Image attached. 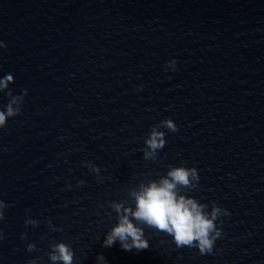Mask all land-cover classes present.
Returning <instances> with one entry per match:
<instances>
[{"label": "water", "instance_id": "obj_1", "mask_svg": "<svg viewBox=\"0 0 264 264\" xmlns=\"http://www.w3.org/2000/svg\"><path fill=\"white\" fill-rule=\"evenodd\" d=\"M0 41V109L21 98L0 129V264H51L60 240L75 264H264V0H0ZM166 118L178 131L145 159ZM181 163L200 176L181 191L231 212L213 253L154 229L104 247L111 203Z\"/></svg>", "mask_w": 264, "mask_h": 264}, {"label": "clouds", "instance_id": "obj_2", "mask_svg": "<svg viewBox=\"0 0 264 264\" xmlns=\"http://www.w3.org/2000/svg\"><path fill=\"white\" fill-rule=\"evenodd\" d=\"M4 47L6 44L0 41V48ZM176 64L175 59L168 61L166 70L168 68L175 70ZM14 82V75L11 73L0 77V92L7 93L10 84ZM20 101V97L12 96L10 102L0 109V129L7 126L10 118L20 115ZM178 128L171 118L163 119L158 125H154L145 139L144 158L155 159L166 145L167 133L161 129L176 132ZM88 167L99 174L98 165L89 163ZM199 181L198 169L181 163L179 166H170L158 179L141 182L130 193L132 204L121 201L111 203L115 221L105 233L103 246L112 247L118 242L125 250L148 248L150 240L146 230L154 229L158 233L163 232L170 236L177 248H196L201 255L213 253L217 239L223 235L224 220L221 218L230 216L231 212L215 201L211 205L203 203L195 196L181 191L198 188ZM84 183L83 180L79 181L81 185ZM7 207L8 205L0 200V221L4 219ZM24 221H31L33 226L39 223V220L30 214L24 216ZM21 235H25L23 230ZM3 237V231H0V240ZM25 246L29 250L36 248L35 242L30 240ZM75 256V249L60 240L51 244L48 259L51 264H75ZM28 264H36V259L29 260ZM96 264H108V261L103 254H98Z\"/></svg>", "mask_w": 264, "mask_h": 264}]
</instances>
